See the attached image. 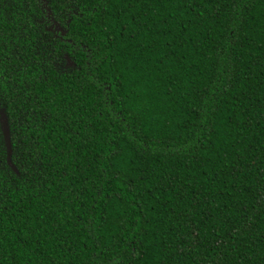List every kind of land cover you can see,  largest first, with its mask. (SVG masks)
<instances>
[{
	"label": "trees",
	"instance_id": "trees-1",
	"mask_svg": "<svg viewBox=\"0 0 264 264\" xmlns=\"http://www.w3.org/2000/svg\"><path fill=\"white\" fill-rule=\"evenodd\" d=\"M0 111V264H264V0H0Z\"/></svg>",
	"mask_w": 264,
	"mask_h": 264
},
{
	"label": "water",
	"instance_id": "water-1",
	"mask_svg": "<svg viewBox=\"0 0 264 264\" xmlns=\"http://www.w3.org/2000/svg\"><path fill=\"white\" fill-rule=\"evenodd\" d=\"M58 27V26H56ZM0 124H1V129L3 132V137L5 141V147H6V154H7V163L10 164V156H11V144L9 140V132H8V127L6 124V120L3 115H0Z\"/></svg>",
	"mask_w": 264,
	"mask_h": 264
},
{
	"label": "flooded vegetation",
	"instance_id": "flooded-vegetation-1",
	"mask_svg": "<svg viewBox=\"0 0 264 264\" xmlns=\"http://www.w3.org/2000/svg\"><path fill=\"white\" fill-rule=\"evenodd\" d=\"M54 31H58L60 33V29L59 28H54Z\"/></svg>",
	"mask_w": 264,
	"mask_h": 264
},
{
	"label": "rangeland",
	"instance_id": "rangeland-1",
	"mask_svg": "<svg viewBox=\"0 0 264 264\" xmlns=\"http://www.w3.org/2000/svg\"><path fill=\"white\" fill-rule=\"evenodd\" d=\"M0 115H3V113L0 111Z\"/></svg>",
	"mask_w": 264,
	"mask_h": 264
}]
</instances>
